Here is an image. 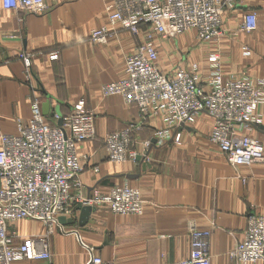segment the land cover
<instances>
[{
	"label": "crops",
	"instance_id": "0c3cea01",
	"mask_svg": "<svg viewBox=\"0 0 264 264\" xmlns=\"http://www.w3.org/2000/svg\"><path fill=\"white\" fill-rule=\"evenodd\" d=\"M44 1L46 10L32 13L5 9L0 0V137L18 133V125L29 121L35 99L45 116L69 114L84 99L94 113L96 136L78 145L79 154L86 157L80 174L83 192L105 193L127 182L140 190L144 212L117 215L99 205L80 226V211L75 208L73 217L66 218L73 223L61 224L65 232L57 228L49 236V259L14 264H87L90 248L115 264H179L189 255L190 222L211 233L210 264H237L229 252L243 239L247 215H264V163L232 167L210 141L212 119L204 112L180 129L179 143L146 148L144 141H151L154 130L164 127L159 117H150L131 146L136 156L147 153L150 167L145 170L136 157L110 161L103 138L137 121L138 108L119 95L103 96L101 86L124 76L125 57L135 51L139 37L118 29L106 43L89 41L91 29L106 25L104 7L110 0ZM250 11L257 14V29L238 31ZM223 29L212 43H200L193 32L185 33L178 41H183V51H171L175 57L164 42L159 48L161 70L167 73L180 62L188 65L189 56L204 65L207 56L216 53L224 74L264 78V0H236L234 9L223 12ZM242 45L250 48L249 57L242 55ZM22 51L30 55L27 70L18 56ZM52 52L58 53L56 59L49 58ZM255 114L256 120L243 133L263 138L264 106ZM42 228L30 220L9 225L23 235Z\"/></svg>",
	"mask_w": 264,
	"mask_h": 264
},
{
	"label": "built area",
	"instance_id": "2783aa9c",
	"mask_svg": "<svg viewBox=\"0 0 264 264\" xmlns=\"http://www.w3.org/2000/svg\"><path fill=\"white\" fill-rule=\"evenodd\" d=\"M236 0H110L104 7L106 25L90 30L93 44L106 43L118 29L139 37L133 53L124 61V76L101 86L103 96L119 95L138 108V120L108 133L103 146L110 161L122 163L135 158V144L146 121L160 118L164 127L154 130L157 144L179 143L182 125L200 112L212 119L209 139L234 168L264 163V137L243 133L256 120L255 112L264 106V78L226 75L216 53L207 56L204 65L177 63L169 72L159 64V48L164 42L184 32H193L200 43H212L221 37L223 12L234 9ZM5 9L23 8L32 13L46 10L44 0H2ZM257 29V14H244L238 31ZM242 55L251 50L241 46ZM19 58L30 64V55ZM57 52L49 55L56 59ZM26 77L31 76L27 73ZM61 120L62 124L58 125ZM96 136L94 113L85 100H78L69 114L53 112L45 116L38 99L31 105V117L18 125L15 135H1L0 146V264L21 260L49 259V236L57 228L65 232L59 217L71 218L79 205H106L117 215H142L144 200L127 182L114 185L107 192L94 189L83 192L80 174L86 157L78 145ZM151 141H144L149 148ZM143 162L147 160L144 154ZM98 168L95 167L94 171ZM21 220L38 221V233L23 235L9 225ZM189 228V255L179 264H210V231ZM87 264H115L89 249ZM237 264H264V215L249 213L243 239L229 252Z\"/></svg>",
	"mask_w": 264,
	"mask_h": 264
},
{
	"label": "water",
	"instance_id": "95a60500",
	"mask_svg": "<svg viewBox=\"0 0 264 264\" xmlns=\"http://www.w3.org/2000/svg\"><path fill=\"white\" fill-rule=\"evenodd\" d=\"M62 122L61 120L58 121V125H61ZM182 127H185V125H182ZM156 143V139L153 138L151 140V145H154ZM147 156V153L145 154ZM136 161H138L140 163V168L141 170H145L146 168L150 167V164L149 163H146V162H143V156L142 155H137L136 156ZM128 178H135L137 177V174L136 175H127ZM76 210H79L80 211V216H79V225H83L89 215L95 210V207L94 206H88V205H79L76 207ZM58 221L60 222V224H64L65 222H68L70 224L73 223L72 219H66L64 217H59Z\"/></svg>",
	"mask_w": 264,
	"mask_h": 264
},
{
	"label": "rangeland",
	"instance_id": "374dc122",
	"mask_svg": "<svg viewBox=\"0 0 264 264\" xmlns=\"http://www.w3.org/2000/svg\"><path fill=\"white\" fill-rule=\"evenodd\" d=\"M185 33H187V32L178 34L176 37L166 41L164 44L168 47L167 50H169L170 52L171 51H174L175 53L177 52V54H179L180 51H183V49H181V47H184V43H183V41H182V43H179L178 41H179V37H182ZM177 42H178V44H177ZM170 55H171V57L173 55H174V57L176 56V54H174L172 52L170 53ZM195 61H196V59H193V58H191V56H189L188 63L195 62Z\"/></svg>",
	"mask_w": 264,
	"mask_h": 264
}]
</instances>
